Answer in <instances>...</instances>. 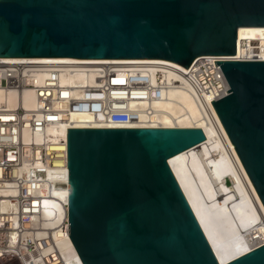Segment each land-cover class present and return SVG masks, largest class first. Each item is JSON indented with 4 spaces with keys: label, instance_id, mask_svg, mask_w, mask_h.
<instances>
[{
    "label": "water",
    "instance_id": "1",
    "mask_svg": "<svg viewBox=\"0 0 264 264\" xmlns=\"http://www.w3.org/2000/svg\"><path fill=\"white\" fill-rule=\"evenodd\" d=\"M243 26H264V0H0V57H221L229 90L211 102L264 205V60L228 58ZM205 139L68 128V236L83 264H222L169 163ZM224 264H264V244Z\"/></svg>",
    "mask_w": 264,
    "mask_h": 264
},
{
    "label": "built area",
    "instance_id": "2",
    "mask_svg": "<svg viewBox=\"0 0 264 264\" xmlns=\"http://www.w3.org/2000/svg\"><path fill=\"white\" fill-rule=\"evenodd\" d=\"M256 42L249 46L243 41L241 52L237 44L236 54L228 58L264 60V39ZM221 59L203 55L186 68L165 59L125 63L0 57V262L11 248L9 261L16 264H68L43 223L31 227L33 216L42 211L43 192L48 195L65 183L62 167L55 166L56 160L67 163V150L64 155L55 148L65 140L49 129L62 124L77 128L70 124L72 114L87 116L79 128H133V122L164 127L167 113L155 105L173 92L191 94L208 119L211 101L229 90L215 61ZM26 93L32 106L24 104ZM262 244L264 237L251 250Z\"/></svg>",
    "mask_w": 264,
    "mask_h": 264
},
{
    "label": "bare ground",
    "instance_id": "3",
    "mask_svg": "<svg viewBox=\"0 0 264 264\" xmlns=\"http://www.w3.org/2000/svg\"><path fill=\"white\" fill-rule=\"evenodd\" d=\"M264 39V26H243L238 29V50L242 43L252 46ZM250 48V47H249ZM248 48H246L247 50ZM264 51V50H263ZM64 59V58H42ZM92 59L89 62H105ZM114 62H135L138 59H116ZM10 102L13 104L12 96ZM24 104L32 106L30 93H26ZM167 114L164 127H199L206 139L197 147L184 150L170 158L169 163L181 184L195 214L197 215L210 243L222 264L251 250L258 238L264 237V205L231 142L213 104L207 118L193 96L187 92H173L169 99L155 105ZM84 114H72L70 124L81 127ZM171 119V120H170ZM133 122L131 127H140ZM67 124L49 129V134H60L65 143L55 146L64 155L67 150ZM55 166L62 167L64 186L54 189L42 202V211L31 223L37 228L43 223L50 236L62 251L68 264H83L68 236V166L66 159L56 160ZM230 180L232 186L227 184ZM7 196L9 190H3ZM8 201V199H6ZM42 234L41 232H38ZM27 235V232L24 236ZM13 249H5V258L14 257Z\"/></svg>",
    "mask_w": 264,
    "mask_h": 264
},
{
    "label": "rangeland",
    "instance_id": "4",
    "mask_svg": "<svg viewBox=\"0 0 264 264\" xmlns=\"http://www.w3.org/2000/svg\"><path fill=\"white\" fill-rule=\"evenodd\" d=\"M226 182H227L228 185L232 186V183H231V181L229 179ZM0 264H16V263L13 262V261L4 260V261H1Z\"/></svg>",
    "mask_w": 264,
    "mask_h": 264
},
{
    "label": "snow or ice",
    "instance_id": "5",
    "mask_svg": "<svg viewBox=\"0 0 264 264\" xmlns=\"http://www.w3.org/2000/svg\"><path fill=\"white\" fill-rule=\"evenodd\" d=\"M248 258H245V260H247Z\"/></svg>",
    "mask_w": 264,
    "mask_h": 264
}]
</instances>
